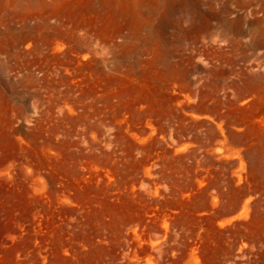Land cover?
<instances>
[{
	"label": "rangeland",
	"instance_id": "obj_1",
	"mask_svg": "<svg viewBox=\"0 0 264 264\" xmlns=\"http://www.w3.org/2000/svg\"><path fill=\"white\" fill-rule=\"evenodd\" d=\"M0 264H264V0H0Z\"/></svg>",
	"mask_w": 264,
	"mask_h": 264
}]
</instances>
